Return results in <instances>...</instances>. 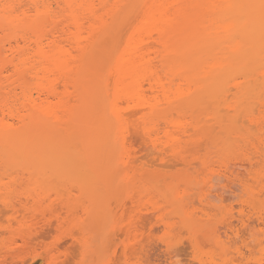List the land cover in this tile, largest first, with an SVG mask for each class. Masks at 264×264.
<instances>
[{
  "label": "bare ground",
  "instance_id": "1",
  "mask_svg": "<svg viewBox=\"0 0 264 264\" xmlns=\"http://www.w3.org/2000/svg\"><path fill=\"white\" fill-rule=\"evenodd\" d=\"M153 221L264 264V0H0V264Z\"/></svg>",
  "mask_w": 264,
  "mask_h": 264
},
{
  "label": "rangeland",
  "instance_id": "2",
  "mask_svg": "<svg viewBox=\"0 0 264 264\" xmlns=\"http://www.w3.org/2000/svg\"><path fill=\"white\" fill-rule=\"evenodd\" d=\"M221 185L219 184L218 186ZM224 194L227 193L225 192ZM227 195L224 196L227 197ZM228 197L231 199L228 198L227 201L218 203L220 211L231 213L237 211L232 214L238 216L240 204L233 197L229 195ZM197 206L196 212L199 211L200 204L197 203ZM218 214L216 215L217 218L215 217L216 220L222 217L221 212L218 211ZM121 231L117 232L115 238L117 242L115 241L112 251L103 254L100 260H93L94 257L87 252L89 251L87 248L83 250L80 245H77L65 251L61 258L57 259V261L55 260L52 264H110L112 261L115 262V260L116 264L120 262V264H200L196 249L191 245V240L195 237L196 233L194 230L183 227L181 224L168 228L153 221L146 227H128L125 228V231L124 229ZM120 233L123 234L121 238ZM88 234L94 236V234L89 232ZM208 236L210 237L208 240L200 239L199 251L203 254H218L219 245L216 240L218 239V242L227 241L224 230L220 228L215 233L209 232ZM213 238H216V240ZM112 258L115 260H112ZM114 262L112 263L114 264Z\"/></svg>",
  "mask_w": 264,
  "mask_h": 264
}]
</instances>
